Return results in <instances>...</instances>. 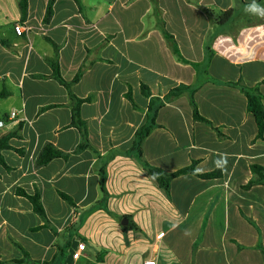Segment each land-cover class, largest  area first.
I'll return each mask as SVG.
<instances>
[{"label": "crops", "instance_id": "obj_1", "mask_svg": "<svg viewBox=\"0 0 264 264\" xmlns=\"http://www.w3.org/2000/svg\"><path fill=\"white\" fill-rule=\"evenodd\" d=\"M48 2L28 0L22 22L20 0H0L10 44H0V91L10 92L0 118L18 114L4 131L14 137L2 152L8 169L0 165V263L264 264V182L246 188L252 167L264 168V136L234 86L264 97V0H56L44 24ZM54 45L65 81L82 70L73 95L92 99L80 108L91 145L80 152L72 98L49 65ZM180 86L211 126L194 120L187 92L166 99ZM152 102L161 107L144 160L167 173L196 162L221 177L180 176L169 197L160 189L133 151ZM49 144L68 159L39 166ZM20 189L40 194L46 222ZM124 218L138 231H124Z\"/></svg>", "mask_w": 264, "mask_h": 264}, {"label": "trees", "instance_id": "obj_2", "mask_svg": "<svg viewBox=\"0 0 264 264\" xmlns=\"http://www.w3.org/2000/svg\"><path fill=\"white\" fill-rule=\"evenodd\" d=\"M78 2L79 0H75ZM56 3V0H49L46 15L44 18V24H49L54 16V5ZM20 9L22 13V22H24L27 18V11H28V0H20ZM233 15L232 11H228L224 14V17L222 18V23H227ZM0 44L4 47H9L10 44L6 41L0 40ZM56 55L53 59L49 60V65L52 68V77L57 80L63 87L66 88V90L69 92L73 105H72V123L71 126L77 128L82 136V142L77 148L76 152L83 151L85 149H88L91 147L89 140H88V129L87 124L82 120L80 115V108L84 103H90L91 98L87 99H79L75 97L72 93V86L77 83L81 76H82V70L77 74V76L72 80L71 82L65 81L60 72V66L58 62V47L54 45ZM236 88H238L242 93L245 94V96L248 99V110L251 114L254 115L259 134L258 136L260 138H263L264 136V97L259 93L258 88H248L246 87L242 81H239L236 85H234ZM142 92L146 97H150L151 93L148 90L146 86H142ZM188 93L189 95V101L193 109V118L195 121L204 122L211 126V123L203 118L200 115V112L198 110V107L195 102V93L190 91L189 87L186 86H180L174 90H172L168 96H166V99H176L181 97L184 93ZM10 96V92H8L6 89H3L0 91V101L7 99ZM128 99L130 102L135 106L131 94L128 95ZM161 106L156 107L155 103L152 102L149 106V125L137 132L136 140L134 142L133 151L137 154L138 159L144 168V170L148 173L150 177L156 182V184L160 187V189L164 190V192L167 194V196H170V190H171V184L172 181L176 178L184 175H193L201 179H214L221 177V174L219 172H213L209 174L201 175L196 171L197 163L194 162L190 167L181 169L175 173H167L163 171L160 168L154 167L150 165L148 162L144 160V154H143V143L144 140L147 138V136L151 133L153 129L157 127L156 125V115ZM14 137V134H7L6 136H3L0 139V165L7 167L6 162L4 160V157L2 155V152L4 150L11 149L9 145L10 139ZM69 155L65 154L58 149H56L53 145L49 144L44 147L42 150L40 157L38 159V165L39 166H45L54 159H68ZM252 171L256 175V178L252 179L246 188H251L255 185L263 184L264 182V168L260 166H253ZM104 181L105 179H102V193L104 194V199L106 198V190L104 188ZM18 195L26 198L32 205L34 213H36L39 217H41L45 222L47 221L46 214L44 207L41 202V197L38 192H36L34 195L27 194L24 190H18ZM59 195L62 199H64L66 202H68L70 205L74 206L73 200L66 194L59 192ZM130 219V217H128ZM47 224H45L46 226ZM124 231H138V228L135 224L130 222L127 226L123 227ZM25 256L28 257V255L25 253ZM24 261H15L17 264H22ZM1 264V263H0ZM43 264H49V263H43Z\"/></svg>", "mask_w": 264, "mask_h": 264}, {"label": "built area", "instance_id": "obj_3", "mask_svg": "<svg viewBox=\"0 0 264 264\" xmlns=\"http://www.w3.org/2000/svg\"><path fill=\"white\" fill-rule=\"evenodd\" d=\"M113 2H118L119 0H112ZM14 30L18 36H22L26 29L24 28V25L21 23H17L14 27ZM18 118V114L16 112L10 113L9 117L7 118L9 121H14ZM5 118H0V139L4 136V131L7 127L8 121ZM163 236V234H161ZM83 246L79 248V250L76 252V256H79L82 253ZM144 264H157L155 260L149 259L145 261Z\"/></svg>", "mask_w": 264, "mask_h": 264}, {"label": "water", "instance_id": "obj_4", "mask_svg": "<svg viewBox=\"0 0 264 264\" xmlns=\"http://www.w3.org/2000/svg\"><path fill=\"white\" fill-rule=\"evenodd\" d=\"M129 224L128 218H124L122 221V226H127Z\"/></svg>", "mask_w": 264, "mask_h": 264}, {"label": "clouds", "instance_id": "obj_5", "mask_svg": "<svg viewBox=\"0 0 264 264\" xmlns=\"http://www.w3.org/2000/svg\"><path fill=\"white\" fill-rule=\"evenodd\" d=\"M249 9H250V10H256V6H255V5H250V6H249Z\"/></svg>", "mask_w": 264, "mask_h": 264}, {"label": "rangeland", "instance_id": "obj_6", "mask_svg": "<svg viewBox=\"0 0 264 264\" xmlns=\"http://www.w3.org/2000/svg\"><path fill=\"white\" fill-rule=\"evenodd\" d=\"M103 210H104L105 212L109 211V210L106 209L105 206H103ZM121 223H122V222H121Z\"/></svg>", "mask_w": 264, "mask_h": 264}]
</instances>
